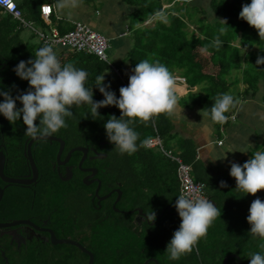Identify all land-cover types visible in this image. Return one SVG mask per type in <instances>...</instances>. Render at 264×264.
Segmentation results:
<instances>
[{
    "label": "trees",
    "instance_id": "16d2710c",
    "mask_svg": "<svg viewBox=\"0 0 264 264\" xmlns=\"http://www.w3.org/2000/svg\"><path fill=\"white\" fill-rule=\"evenodd\" d=\"M38 1L41 0H24L23 10L34 13ZM121 1L134 7L129 24L132 30L131 45L126 56L130 62L129 72H124L122 65L112 62L111 57L110 63L117 69L120 78L111 73L109 65L99 62L95 56L74 50L56 52L61 65L71 63L88 73L86 87L93 88L94 101L99 102L104 98L96 87L97 76H106L108 72L112 74L115 82L107 83L104 76L103 84L110 85L108 90L119 99V89L128 85V78L133 74L136 64L144 59L159 61L173 75L183 78L185 95L198 89L199 92L194 96L189 95V98L184 99V95L178 100L180 106L196 107L203 113L211 108L219 94L227 93L237 100L255 94L260 86H264V64L256 63L258 57L264 58V37H259L254 28L239 18L242 5L247 4L246 0H209L207 7L201 0H165L166 3L162 0ZM198 1L202 4L198 5ZM168 4L172 6L163 7ZM176 4H179L178 8L174 7ZM189 9L194 11L190 14L201 16L200 23L194 20V16L188 17ZM32 18L36 29L43 33L53 28L41 13ZM153 19V24L144 26L145 22ZM219 20H226V25ZM0 23V55L10 63L13 72L12 84L8 85L7 91L15 98L29 90V85L28 81L16 75L14 69L20 61L34 59L40 47L20 42L19 30H16V25L9 26V19ZM138 23L140 27H137ZM188 23H197L198 26L190 32ZM69 25L71 29V22ZM7 27H14L16 32L6 31ZM64 27L66 25L62 24L60 30L56 29L62 34L69 30ZM217 36L223 42L219 51L211 46ZM232 70H238L237 75L241 81V88L235 93L230 92L233 83L229 77ZM0 102H3V97ZM16 107L22 108V104L17 101ZM232 110L226 113L228 117ZM71 111L73 115L65 118L67 127L53 135L65 143V153L74 147L88 144L90 139L95 143L106 141L103 151L107 153V158L94 164L99 171L101 183L98 196L118 189L121 197L116 204V194L98 204L94 187L85 186L81 180L82 174L77 170L71 181L63 182L55 178L57 183L47 184L43 198L49 202L45 204L46 215H52V227L57 239H70L81 244L92 253V264H143L149 258L155 259L158 264H223L224 257L230 254L236 255L242 264H249L250 253L264 252L259 247L264 240L254 238L247 223L250 208L248 195L236 189L235 180H218L211 175L198 158L195 143L190 138L175 139L169 116L160 115L154 125L147 127L138 122L135 125V131L139 134L138 150L132 154H121L113 143H108L104 128L109 117L120 118L121 113L117 107L98 109L100 117L93 115L91 107L86 104L73 105ZM207 116L216 129L227 124L216 123L210 115ZM21 124L22 116L11 125L16 127ZM156 136L160 138L165 151L190 166L192 178L205 184L208 200L221 211V216L209 228L207 236L199 241L198 253L194 250L178 260L170 259L166 251L173 233L181 223L175 208L176 199L180 196L178 164L158 148L145 147L146 141ZM56 151V143L39 142V151L36 153L40 155L36 159L45 171L51 166L50 162L55 161ZM80 156L81 153H73L69 163L77 165ZM46 173L42 175L43 179H46ZM221 181L226 184L225 187L220 186ZM135 208H140L147 216L151 210L154 211V223L151 225V220L147 219L137 224L134 222L135 213H122ZM162 211L163 215L158 217ZM87 262V255L74 246L35 242L28 244L25 252L14 254L9 264ZM227 264L238 263L235 258H230Z\"/></svg>",
    "mask_w": 264,
    "mask_h": 264
},
{
    "label": "clouds",
    "instance_id": "9594fccd",
    "mask_svg": "<svg viewBox=\"0 0 264 264\" xmlns=\"http://www.w3.org/2000/svg\"><path fill=\"white\" fill-rule=\"evenodd\" d=\"M239 18L254 28L259 37H264V0H251L249 4L242 5ZM219 21L226 25V20ZM211 46L219 51L223 42L217 36ZM256 63L264 64V58L258 57ZM14 71L21 80L28 81L29 90L15 98L9 91H0L3 97L0 115L12 124L22 116L25 134L32 138L49 137L61 128H66L65 118L73 115V105H89L96 117H100L98 109L115 106L121 115L119 119L111 116L107 120L104 125L107 138L121 154H132L138 150L139 134L135 131L138 122L147 127L154 125L160 115L171 117L176 114V77L159 61L144 59L137 63L128 78V85L119 89V99L108 90L110 85L103 84L105 75L97 76L96 87L104 97L99 102L93 100V88L86 87L88 73L71 63L61 65L51 46L39 48L34 59L20 61ZM17 101L22 104V108L17 109ZM237 103L239 101L232 95L219 94L204 115H210L216 123H226V113ZM249 147L253 148L251 144ZM225 154L223 159L227 158ZM229 174L236 182V189L245 195L256 196L258 192L264 191V151H252L251 157L242 165L232 162ZM220 186L225 187L226 184L221 181ZM175 208L181 223L166 247L172 260H178L194 250L198 253L199 241L207 236L209 228L221 216L220 208L205 197L180 195ZM147 218L154 221L155 212L151 210ZM247 223L252 236L264 240V201L258 197L250 205ZM259 247L264 250V243ZM249 256V264H264V252L250 253Z\"/></svg>",
    "mask_w": 264,
    "mask_h": 264
},
{
    "label": "crops",
    "instance_id": "0c3cea01",
    "mask_svg": "<svg viewBox=\"0 0 264 264\" xmlns=\"http://www.w3.org/2000/svg\"><path fill=\"white\" fill-rule=\"evenodd\" d=\"M13 1L21 11L22 19L31 23L34 28L37 26L32 16H40V13L42 15L41 7L49 5L52 10L49 17L51 27L59 29V26L64 24L69 29V22L80 21L102 34L111 45L109 55L112 60L115 64H121L124 72H129L130 62L126 56L131 45L132 30L129 24L134 12L133 6L121 0H41L37 2L34 13L30 14L29 11L23 10L24 0ZM4 19L10 20L9 26L16 25L20 42L28 46H39L31 29L21 26L10 13L0 9V21ZM140 26L138 23L137 27ZM6 31L16 32L14 27H7ZM61 51L63 50L56 52ZM176 85V94L180 99L186 93V86ZM263 94L264 86H260L255 94L237 99L239 103L233 107L226 126L221 125L219 129H216L200 109L184 108L178 101L176 114L169 117L172 133L175 134L176 140L190 138L195 143L198 158L216 179L234 180L229 174L232 162L242 165L251 157L252 151H264ZM219 142L221 144H218ZM249 144L253 148H250ZM244 150L247 152L241 153ZM224 154L226 159H223ZM258 194L259 199L264 201V191Z\"/></svg>",
    "mask_w": 264,
    "mask_h": 264
},
{
    "label": "flooded vegetation",
    "instance_id": "af4514ba",
    "mask_svg": "<svg viewBox=\"0 0 264 264\" xmlns=\"http://www.w3.org/2000/svg\"><path fill=\"white\" fill-rule=\"evenodd\" d=\"M12 78L13 72L10 63L0 55V91L8 90V85L11 86L12 84ZM1 98L2 96H0V99ZM11 124L0 115V152L4 159L3 176L7 179L31 180L33 176L29 160L27 159V145L33 138L25 134L26 126L24 124L16 127ZM51 136L59 138L53 134ZM41 141L43 140L35 141L30 147L31 158L37 169V177L32 183L27 185L8 184L0 178V226L5 224L12 225L18 222H28V224L0 227V262L3 261V264H9L14 254L25 252V247L28 244L35 242L51 244L49 233L51 232L55 236V231L52 227L51 213L46 215L45 204L49 202L43 198V190L47 187V184L57 183L55 178L63 182L71 181L74 177L75 170L82 174L81 180L91 175L88 171H81L82 169H96V174L88 178V181L96 180L89 185L94 187V191L98 184L97 181L100 182L98 176L99 171L94 164L107 158V153L103 151L106 147V141L95 143L94 140L90 139L88 144L81 146L87 148L86 158L83 160L81 168H79L78 163L82 154L77 165L70 164L69 159L65 165L61 166L57 165L55 155V161L50 162L51 166L46 169L47 173L44 177L46 179L42 178V175L46 171L36 159L40 155V153L36 152L39 151V142ZM56 144L57 154L59 144ZM65 149L66 146L64 143L61 161L68 152L65 153ZM46 180H48V182ZM4 203H6L5 207H3ZM136 215L135 213V223ZM145 220L146 219L142 220L140 224Z\"/></svg>",
    "mask_w": 264,
    "mask_h": 264
},
{
    "label": "built area",
    "instance_id": "2783aa9c",
    "mask_svg": "<svg viewBox=\"0 0 264 264\" xmlns=\"http://www.w3.org/2000/svg\"><path fill=\"white\" fill-rule=\"evenodd\" d=\"M0 9L10 13L11 16L20 22L21 26L31 29L36 35L40 48L47 45L51 46L55 52L60 49L74 50L78 53L95 56L99 62L109 65L112 73L117 78H120L117 69L110 63V44L108 39L82 22L71 21V29L62 34L56 28H52L50 31L43 33L34 28L31 23L22 19L21 11L15 6L12 0H0ZM45 9H48V11H45ZM51 13L50 6L46 5L42 7V16L46 22L50 23L49 17ZM174 76L176 77V84L185 85L183 78L177 75ZM218 144H221V142ZM145 147L148 149L158 148L166 157L178 164L177 178L179 181L180 195H185L189 198L205 197L208 199L205 184L201 181H195L191 176V168L182 163L179 158L173 157L169 151L164 150L158 136L147 140Z\"/></svg>",
    "mask_w": 264,
    "mask_h": 264
},
{
    "label": "water",
    "instance_id": "95a60500",
    "mask_svg": "<svg viewBox=\"0 0 264 264\" xmlns=\"http://www.w3.org/2000/svg\"><path fill=\"white\" fill-rule=\"evenodd\" d=\"M40 140H43V141H48L49 143H58L59 144V149H58V152L56 154V162H57V165L61 166V165H65L71 155L75 152H78V153H81L82 154V157L78 163V166L79 168H81V164L83 162V160L86 158V153H87V148L85 147H74L72 149H70L64 159L61 161V155H62V152H63V149H64V142L60 139V138H55V137H52V136H49V137H38V138H33L27 145V159L29 160V163H30V167H31V172H32V179L31 180H15V179H7L6 177L3 176V167H4V159L2 157V154L0 152V178L8 183V184H19V185H27V184H30L32 183L35 178L37 177V169H36V166L31 158V152H30V147L32 145V143H34L35 141H40ZM111 143V142H109ZM98 158H101V157H98ZM81 171H88L91 173V175H89L88 177H85L83 178L82 182L85 186H89L91 185V183H93L94 181L96 180H92V181H88V178H91L93 177L95 174H96V169H91V170H81ZM66 180V179H65ZM98 184H97V187L94 191V196L97 198V203L99 204L101 201L109 198L113 193L116 194V199L114 201V204H116L119 200H120V197H121V192L118 190V189H115V190H112L110 191L109 193H107L106 195L104 196H98V192H99V189H100V182L97 181ZM114 211L118 212L117 209H115L113 207ZM122 213H125V214H133V213H136V217H135V221L136 223L140 224V222L144 219H148L147 218V215L145 213H143V211L140 209V208H135L133 210H130V211H125V212H122ZM164 211L161 212V214L158 216V217H161L163 215ZM156 215V214H155ZM154 223V221H151V225ZM17 224H28V222H18V223H15V224H12V225H17ZM11 224L10 225H1L2 227H8V226H12ZM0 226V227H1ZM50 234V243L52 245H61V244H67V245H71V246H74L76 247L77 249H79L81 252H83L84 254L87 255L88 257V262L87 264H92L93 263V255L91 252H89L87 249H85L81 244H79L78 242L76 241H73V240H70V239H57L53 233H49ZM230 258H235L237 260V263L238 264H242L241 260L234 254H230V255H227L224 257L223 259V264H227V261L230 259ZM149 263H153V264H158V262L153 259V258H149L147 260H145L143 262V264H149Z\"/></svg>",
    "mask_w": 264,
    "mask_h": 264
},
{
    "label": "rangeland",
    "instance_id": "374dc122",
    "mask_svg": "<svg viewBox=\"0 0 264 264\" xmlns=\"http://www.w3.org/2000/svg\"><path fill=\"white\" fill-rule=\"evenodd\" d=\"M201 1H203L204 3H205V6L207 7L208 6V1L209 0H201ZM162 2L163 3H166L165 2V0H162ZM246 2H247V4H249L251 1L250 0H246ZM197 4L198 5H200V4H202V2H197ZM170 6H172V4H168V5H165V7L166 8H169ZM164 7V8H165ZM175 8H178L179 7V4L177 5L176 4V6H174ZM192 12H194L192 9L190 10H188V17H190V15H192V16H194V20H197V22L198 23H200L201 21H200V17L201 16H198V15H193V14H190V13H192ZM184 13V12H183ZM132 20V19H131ZM154 21H155V19H153V20H150V21H147V22H145V24H144V26H148L149 25V23H154ZM200 21V22H199ZM195 26H198L197 25V23L196 24H191V23H188V29L189 30H191L190 32H193L192 31V29L195 27ZM110 44V43H109ZM111 46V45H110ZM33 47H36V46H33ZM254 50H255V47L253 48ZM65 51V50H64ZM112 60V59H111ZM112 62H114L113 60H112ZM115 63V62H114ZM239 71H240V69H239ZM112 73V72H111ZM109 74V72H108V74L105 76L106 78H105V81L107 82V83H109V84H113L114 82H115V80H114V78L112 77V74ZM237 73H238V70H232L231 71V74H230V77H229V80L233 83L232 84V87L230 88V92L231 93H235V92H237V91H239V88H240V85H241V81H240V79H239V76L237 75ZM238 77V78H237ZM193 92V93H192ZM192 92H190V94H186L185 95V98L184 99H187V98H189L188 96L190 95V96H194V94H196V93H198L199 91H198V89H195V90H193ZM178 101H180V100H178ZM193 109H195L196 107H192ZM197 109V108H196ZM191 111V110H190ZM173 144L175 143V142H172ZM259 198V194L257 193L256 194V196H250V195H248L247 196V203L249 204L248 206H250L251 205V203H252V201L254 200V199H256V198Z\"/></svg>",
    "mask_w": 264,
    "mask_h": 264
},
{
    "label": "snow or ice",
    "instance_id": "6c2138e0",
    "mask_svg": "<svg viewBox=\"0 0 264 264\" xmlns=\"http://www.w3.org/2000/svg\"><path fill=\"white\" fill-rule=\"evenodd\" d=\"M45 11H48V9H45Z\"/></svg>",
    "mask_w": 264,
    "mask_h": 264
}]
</instances>
